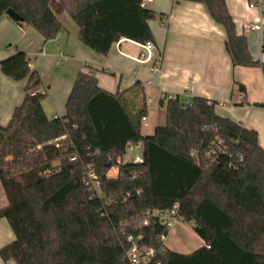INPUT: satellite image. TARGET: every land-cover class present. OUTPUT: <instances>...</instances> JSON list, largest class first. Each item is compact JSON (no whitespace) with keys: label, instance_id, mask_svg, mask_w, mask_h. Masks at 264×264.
I'll use <instances>...</instances> for the list:
<instances>
[{"label":"trees","instance_id":"obj_1","mask_svg":"<svg viewBox=\"0 0 264 264\" xmlns=\"http://www.w3.org/2000/svg\"><path fill=\"white\" fill-rule=\"evenodd\" d=\"M140 1L0 0V20L11 9L21 18H9L13 23L51 41L62 31L65 13L78 27L79 41L105 56L121 39L153 42L147 24L152 14ZM173 1L203 4L225 31L232 66L258 67L264 78V64L237 35L224 0ZM0 71L25 81L22 102L0 126V186L7 201L0 219L14 234L0 249L4 263L129 264L126 238L142 236L139 244L155 249L159 264H264V151L255 131L219 117L211 102L176 96L161 99L163 125L142 136L146 110L132 118L122 96L101 90L88 72L75 78L64 116L49 120L41 107L46 91L39 93L42 83L27 55L1 61ZM218 141L221 148L209 157ZM138 143L142 163L121 166L110 177L114 160ZM88 169L97 176L99 194L85 186ZM174 204L179 221L202 241L189 254L168 250L159 241L168 232L148 216Z\"/></svg>","mask_w":264,"mask_h":264},{"label":"crops","instance_id":"obj_2","mask_svg":"<svg viewBox=\"0 0 264 264\" xmlns=\"http://www.w3.org/2000/svg\"><path fill=\"white\" fill-rule=\"evenodd\" d=\"M255 0H224L237 35L245 37L254 61L264 64L259 33L245 29L262 21L264 11L249 8ZM145 9L152 17L147 24L154 50L144 59L143 45L127 39L114 43L101 56L79 41V29L71 22L63 25L56 39L44 41L34 29L18 26L8 17L0 20V62L22 52L37 72L46 96L41 102L45 116L52 120L65 114V104L77 75L91 73L98 87L112 95L120 94L127 113L140 122L142 136H151L165 121L162 95L181 96L192 101L201 98L213 103L216 115L227 118L257 134L264 151V78L258 67L232 66L225 50V31L216 24L201 3L173 0H147ZM61 21V18H60ZM159 61V71L150 68ZM25 81L15 82L0 71V126L9 123L14 109L24 98ZM242 93L243 99L238 95ZM142 155V148L136 153ZM0 208L7 201L0 186ZM14 240L8 223L0 219V249ZM202 245V241H201ZM200 245V246H201ZM199 246V247H200ZM0 264H15L13 261Z\"/></svg>","mask_w":264,"mask_h":264},{"label":"built area","instance_id":"obj_3","mask_svg":"<svg viewBox=\"0 0 264 264\" xmlns=\"http://www.w3.org/2000/svg\"><path fill=\"white\" fill-rule=\"evenodd\" d=\"M147 0H141L140 6L141 8H145ZM262 4V0H255L254 2L249 4V8H256L260 11ZM245 29L249 31H255L259 33V39H260V47L261 50L264 52V24L262 21H258L253 24H249L245 26ZM143 50H144V59L149 60L150 56L154 50L153 43L148 41L145 44H143ZM159 65L160 62L156 61L153 63V65L150 68V72L152 75H155L159 71ZM39 93L43 94L45 93L44 88L42 87L39 89ZM171 96H165L162 95V99L168 100L172 99ZM238 98L240 100L243 99V94L240 93L238 95ZM188 106V105H187ZM56 118V117H55ZM144 118L142 119V121ZM223 143L221 141H218L212 148L209 150V157L215 156L217 151H219V147L221 148V145ZM142 148V144H131L127 146L126 152L122 157H118L114 160V164L112 165L110 171H114L117 173L118 169L121 166H125L127 164L133 163V164H141L142 163V156L137 155L136 153ZM75 158H72L71 160H74ZM57 170H48L46 171V174H52L56 172ZM136 177V175L133 176V179ZM85 186L95 195L99 194L100 190V183L97 180V176L94 171L91 169H88L85 173V179H84ZM178 204H174L170 209L167 210H154L153 212L149 213V217L153 219L154 221L158 222L168 233L173 229L175 223L179 221V215H178ZM148 219H145L143 221V225H148ZM167 235H162L159 238V241L164 245L165 239ZM142 239V236L132 237L128 236L126 238L127 244H129V249L125 253V258L127 259L129 264H159L156 260L157 252L153 248L144 247L139 244V241Z\"/></svg>","mask_w":264,"mask_h":264},{"label":"rangeland","instance_id":"obj_4","mask_svg":"<svg viewBox=\"0 0 264 264\" xmlns=\"http://www.w3.org/2000/svg\"><path fill=\"white\" fill-rule=\"evenodd\" d=\"M261 9L264 11V4H261ZM71 22L67 14L61 16V22L66 25ZM108 175L113 177L116 172L109 171ZM3 201L0 200V205ZM201 245V240L196 236L192 227L182 221H177L173 229L167 234L164 246L173 252L179 254H189L196 250Z\"/></svg>","mask_w":264,"mask_h":264},{"label":"water","instance_id":"obj_5","mask_svg":"<svg viewBox=\"0 0 264 264\" xmlns=\"http://www.w3.org/2000/svg\"><path fill=\"white\" fill-rule=\"evenodd\" d=\"M5 15L6 17L12 19V20H16V21H21V18L19 17L18 14H16L13 10L11 9H8L6 12H5ZM152 17V15H151Z\"/></svg>","mask_w":264,"mask_h":264}]
</instances>
